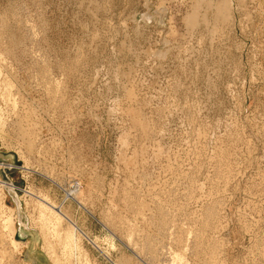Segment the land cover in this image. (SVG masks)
I'll use <instances>...</instances> for the list:
<instances>
[{
	"label": "rangeland",
	"instance_id": "1",
	"mask_svg": "<svg viewBox=\"0 0 264 264\" xmlns=\"http://www.w3.org/2000/svg\"><path fill=\"white\" fill-rule=\"evenodd\" d=\"M0 264H264V0H0Z\"/></svg>",
	"mask_w": 264,
	"mask_h": 264
}]
</instances>
